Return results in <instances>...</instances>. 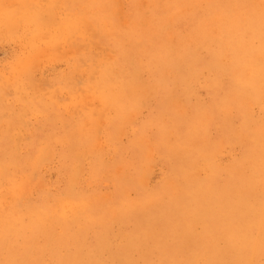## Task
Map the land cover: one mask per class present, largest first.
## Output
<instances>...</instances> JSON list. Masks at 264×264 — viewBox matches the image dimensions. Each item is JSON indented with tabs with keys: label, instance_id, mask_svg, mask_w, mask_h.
<instances>
[{
	"label": "rangeland",
	"instance_id": "374dc122",
	"mask_svg": "<svg viewBox=\"0 0 264 264\" xmlns=\"http://www.w3.org/2000/svg\"><path fill=\"white\" fill-rule=\"evenodd\" d=\"M21 263L264 264L261 0H0V264Z\"/></svg>",
	"mask_w": 264,
	"mask_h": 264
},
{
	"label": "bare ground",
	"instance_id": "6f19581e",
	"mask_svg": "<svg viewBox=\"0 0 264 264\" xmlns=\"http://www.w3.org/2000/svg\"><path fill=\"white\" fill-rule=\"evenodd\" d=\"M57 5V4H56ZM26 6V5H25ZM18 7V5H16V8ZM19 7H21V6H19ZM23 8V7H22ZM22 8H20V10L22 9ZM27 8V10H28V6L26 7ZM36 8V7H35ZM55 8V7H54ZM54 8H49L48 10L47 9H45V11H49L50 9H53L52 11L54 12ZM37 9V8H36ZM43 9V10H44ZM17 10H19L18 8H17ZM23 10V9H22ZM25 11L24 12V10H23V12L25 13V14H27V12H29V11ZM35 12V13H34ZM34 12H32V14L30 15V16H32V18L30 19V21H32L33 23H34V25H35V28H36V26L37 27H39V28H42V29H44V26H46V30H47V27H48V30H50V28L52 27V28H55V24L56 25H58L59 26V31H60V27H61V30H64V29H66V30H64V31H69L70 30V32H69V34L70 35H73L74 33H76V32H74V31H76V29L75 28H73L71 25H73V22H66V23H61V24H57V21H56V19H55V14H51V13H53V12H49V14H48V19H47V21L46 22H44L45 21V18H41L39 15H40V11H34ZM31 12H29L28 13V15L30 14ZM47 15V14H46ZM24 19V18H23ZM75 19H77V18H75ZM75 19H72V21L73 20H75ZM9 20V19H8ZM25 20V19H24ZM68 21V20H67ZM23 22V21H22ZM78 22H80L79 20H78ZM90 23H92L93 24V22L92 21H89ZM6 23V22H5ZM81 23V22H80ZM84 24H85V22H83ZM74 24H76L75 23V21H74ZM83 24V25H84ZM15 26H16V24H14ZM89 26L87 27V29L88 30H90L89 28H90V24H88ZM82 26V25H81ZM87 26V24H85L84 25V27H82V29H83V31H79V32H81V34H82V32H84V30L86 29L85 27ZM62 27L64 28V29H62ZM79 28H80V24H79V26H78ZM39 28H37V29H39ZM81 29V28H80ZM36 29H34V31H35ZM91 30H92V28H91ZM40 30H38V32H37V30H36V32H37V34H39L41 31H44V33H45V30H41L40 32H39ZM51 31H52V29H51ZM64 31H62V32H64ZM93 31V30H92ZM61 32V33H62ZM43 33V32H42ZM58 33V32H57ZM71 33H73V34H71ZM91 33V32H90ZM94 33V32H93ZM92 33V34H93ZM46 34V33H45ZM47 34H49V31H48V33ZM46 34V35H47ZM80 34V33H79ZM86 34H89V32L87 31V32H85V34H82V35H86ZM92 34H90V35H92ZM51 36V35H50ZM69 36V35H68ZM70 37V36H69ZM89 37H91L92 38V36H89ZM48 38V37H47ZM50 38V37H49ZM95 38V37H94ZM52 39V38H51ZM58 39V38H57ZM68 39V38H67ZM85 41V40H84ZM64 42V41H63ZM73 46V45H72ZM75 46V45H74ZM96 46V45H95ZM77 47V46H76ZM92 47V46H91ZM80 48V47H79ZM107 50V49H106ZM75 52V51H74ZM98 52V51H97ZM104 53V52H103ZM103 56V55H102ZM105 57V56H104ZM104 57H102V58H104ZM108 57V56H107ZM103 60V59H102ZM101 60V61H102ZM104 61V60H103ZM93 62V61H92ZM81 63V62H80ZM102 63V62H101ZM102 65V64H101ZM96 66V65H95ZM97 67V66H96ZM76 71V70H75ZM94 71V70H93ZM79 72V71H78ZM97 72V71H96ZM93 73V72H92ZM89 89V88H88ZM81 92H83V91H81ZM85 95V94H84ZM86 96V95H85ZM83 97V96H82ZM84 100V99H83ZM87 100V99H86ZM89 100V99H88ZM87 102H90V101H87ZM87 106H88V104H87ZM91 108V107H90ZM93 109H94V107H93ZM93 117V116H92ZM97 119V118H96ZM11 140V139H10ZM44 144V143H43ZM18 146V145H17ZM18 152V151H17ZM45 152V151H44ZM37 153V152H36ZM39 153V152H38ZM47 156V155H46ZM18 171V170H17ZM34 177V176H33ZM11 179V178H10ZM18 182V181H17ZM25 186H26V183H25ZM25 190H27L26 188H25ZM4 192V191H3ZM21 193V192H20ZM75 193V192H74ZM10 199H12V198H10ZM8 205V204H7ZM6 206V205H5ZM14 209V208H13ZM67 210V209H66ZM259 214H260V212H259ZM259 218H260V216H259ZM56 230H57V228H56ZM57 235V234H56ZM3 238V237H2ZM38 241V240H37ZM45 247V246H44ZM28 251V250H27ZM16 253V252H15ZM27 257V256H26ZM79 257V256H78ZM41 261V260H40ZM28 262V261H27ZM48 262V261H47ZM22 264V263H21Z\"/></svg>",
	"mask_w": 264,
	"mask_h": 264
},
{
	"label": "snow or ice",
	"instance_id": "6c2138e0",
	"mask_svg": "<svg viewBox=\"0 0 264 264\" xmlns=\"http://www.w3.org/2000/svg\"><path fill=\"white\" fill-rule=\"evenodd\" d=\"M261 32H262V49H264V0H261Z\"/></svg>",
	"mask_w": 264,
	"mask_h": 264
}]
</instances>
